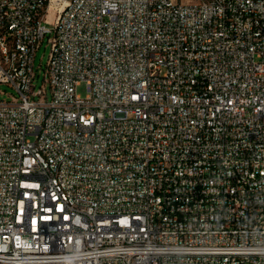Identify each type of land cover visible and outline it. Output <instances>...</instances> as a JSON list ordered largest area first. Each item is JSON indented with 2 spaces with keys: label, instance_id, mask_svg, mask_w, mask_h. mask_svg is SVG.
Listing matches in <instances>:
<instances>
[{
  "label": "built area",
  "instance_id": "2783aa9c",
  "mask_svg": "<svg viewBox=\"0 0 264 264\" xmlns=\"http://www.w3.org/2000/svg\"><path fill=\"white\" fill-rule=\"evenodd\" d=\"M0 84V264H264V0H0Z\"/></svg>",
  "mask_w": 264,
  "mask_h": 264
},
{
  "label": "rangeland",
  "instance_id": "374dc122",
  "mask_svg": "<svg viewBox=\"0 0 264 264\" xmlns=\"http://www.w3.org/2000/svg\"><path fill=\"white\" fill-rule=\"evenodd\" d=\"M182 1H187V0H182ZM189 1H193L195 2L196 0H189ZM52 10L48 11V19L50 20L51 16H52ZM48 55H49V46L47 44L46 39H44L41 43V45L39 46V48L37 49L36 53H35V57H34V71L37 75H39L36 79H35V86L38 88L41 86L42 84V70L44 68V66L47 63V59H48ZM41 65V66H40ZM77 94L80 95L81 97H84L87 94V90H86V84L84 82H82L81 84H79L77 86ZM10 95H14V91L12 88L4 85V84H0V101H7L9 100V96Z\"/></svg>",
  "mask_w": 264,
  "mask_h": 264
},
{
  "label": "bare ground",
  "instance_id": "6f19581e",
  "mask_svg": "<svg viewBox=\"0 0 264 264\" xmlns=\"http://www.w3.org/2000/svg\"><path fill=\"white\" fill-rule=\"evenodd\" d=\"M49 10H52V12L54 11V5H53V4H51V5L49 6L48 11H49Z\"/></svg>",
  "mask_w": 264,
  "mask_h": 264
}]
</instances>
